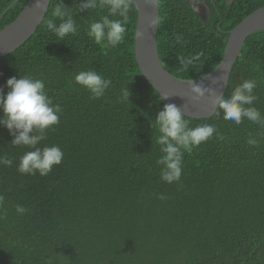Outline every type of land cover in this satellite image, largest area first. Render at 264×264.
Returning <instances> with one entry per match:
<instances>
[{
  "label": "trees",
  "instance_id": "trees-1",
  "mask_svg": "<svg viewBox=\"0 0 264 264\" xmlns=\"http://www.w3.org/2000/svg\"><path fill=\"white\" fill-rule=\"evenodd\" d=\"M28 1L0 0V30ZM202 1L210 11L207 24L187 0H159V60L181 80L211 73L229 31L264 7V0ZM79 2L63 0L76 20V35L59 40L48 31L46 21L59 3L51 0L34 35L0 59L5 94L12 77L45 82L62 112L39 147L58 145L63 151L49 175H22L19 158L30 149L13 146V137L0 126V156L13 160L10 167L0 165V264H264V128L247 119L236 125L222 112L217 115L218 109L208 119L186 117L192 127L215 124L217 134L184 154L178 182H163L150 122L165 101L135 61L136 9L130 3L124 42L102 49L86 31L107 10L80 12ZM178 57L193 62L185 68ZM83 70L112 81L103 97L92 100L74 83ZM252 79L254 106L264 115V31L246 39L224 96ZM125 87L129 102L120 101ZM249 137L259 146L250 147ZM17 205L27 211L18 214Z\"/></svg>",
  "mask_w": 264,
  "mask_h": 264
},
{
  "label": "clouds",
  "instance_id": "clouds-1",
  "mask_svg": "<svg viewBox=\"0 0 264 264\" xmlns=\"http://www.w3.org/2000/svg\"><path fill=\"white\" fill-rule=\"evenodd\" d=\"M145 2L158 4L159 0ZM43 3L44 0H37L38 6H43ZM130 3L131 0H80V12L106 9L108 13L88 24L87 36L102 49L116 48L122 44L127 34ZM57 19L60 21L58 24ZM46 27L59 40L78 33L76 20L65 7L63 0H59L54 7L52 18L46 21ZM182 39L183 37L178 35L176 42L180 43ZM178 59L185 68L193 62L183 57ZM211 76V73H205L201 76V81L211 79ZM74 83L87 90L90 99L96 100L105 95L112 81L105 79L95 70H83L75 75ZM188 84L192 85L191 92L196 101L206 95L214 96L212 103L219 110L217 115L223 113L224 120L240 125L247 119L264 128V115L254 106L258 99L254 93L257 87L254 79L242 80L227 97L216 96L213 90L205 87L202 82L191 80ZM5 87L8 89L6 94L4 89L0 88V126L6 128L13 137L11 141L13 146H25L30 149L19 158L17 171L22 175L47 176L53 167L61 164L63 151L58 145L44 147L39 145L46 139V132L59 124L62 108L59 104H53L42 79L28 75H23L19 79L12 77L6 81ZM130 96V91L125 87L121 90L120 101L129 102ZM166 99L162 96V102ZM150 127L157 132L155 143L159 147L160 155L155 163L160 169V179L169 184L180 180L184 154L191 153L194 148L217 134L215 124L190 126V121L186 119L181 109L169 103H164L163 109L158 111L154 120H151ZM218 138L224 139L222 135ZM246 142L250 147L259 146V140L253 137H249ZM12 164V159L0 156V165L10 167ZM159 198L164 199V196L161 195ZM3 199V196H0V204ZM16 211L18 214H24L27 209L17 205Z\"/></svg>",
  "mask_w": 264,
  "mask_h": 264
},
{
  "label": "water",
  "instance_id": "water-1",
  "mask_svg": "<svg viewBox=\"0 0 264 264\" xmlns=\"http://www.w3.org/2000/svg\"><path fill=\"white\" fill-rule=\"evenodd\" d=\"M51 0H44L43 6L37 0H29L20 15L0 30V59L10 55L26 43L43 22ZM189 7L205 23L209 21L210 11L201 0H187ZM232 0H226L229 5ZM137 12L134 37V56L141 75L165 103L175 104L187 118L208 119L217 108L212 101L214 96H205L198 101L193 99L191 80L173 77L162 66L157 49L159 3H146L145 0H131ZM264 31V7L246 16L234 29L229 31L222 58L211 72V79L193 80L202 82L213 90L216 96L224 95L232 68L241 53L248 37ZM210 74V73H209Z\"/></svg>",
  "mask_w": 264,
  "mask_h": 264
},
{
  "label": "flooded vegetation",
  "instance_id": "flooded-vegetation-1",
  "mask_svg": "<svg viewBox=\"0 0 264 264\" xmlns=\"http://www.w3.org/2000/svg\"><path fill=\"white\" fill-rule=\"evenodd\" d=\"M232 2H233V0H232ZM232 2H231V3H232Z\"/></svg>",
  "mask_w": 264,
  "mask_h": 264
}]
</instances>
